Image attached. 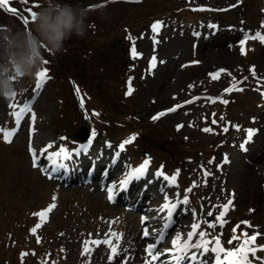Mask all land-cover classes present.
I'll return each instance as SVG.
<instances>
[{"label":"rangeland","instance_id":"374dc122","mask_svg":"<svg viewBox=\"0 0 264 264\" xmlns=\"http://www.w3.org/2000/svg\"><path fill=\"white\" fill-rule=\"evenodd\" d=\"M98 1L90 0L85 4ZM167 1L171 6L161 9L157 3L162 0H108L111 3L99 6L87 17L97 24L90 21V33L78 39L81 54L77 62L71 52H52L55 58L49 62L53 65L49 72L50 82L45 81L37 89L38 77L26 87L23 86L25 77L17 81L15 101L17 104H30L31 110L25 113L19 127L13 118L11 128H17V131L10 142L5 141L3 133H0V218L11 219L10 226L14 227L3 225L7 233L15 231L18 239L23 238L35 211L53 204V196L60 193L58 206L47 216L51 222L54 221L53 225L56 222L47 245L58 247L66 264H87L89 261L90 264H117V261L124 264V260H119L120 256L127 264H141L142 260L150 259L146 253L148 243H155L157 250L163 253L177 232L187 233L191 230V223L197 220L210 235H219L224 247L236 246L238 242L232 237L243 236L245 228L250 234L264 229V92L260 90L264 88V41L251 38L257 31L264 32V0H240L239 3L237 0ZM202 4L209 7L199 8ZM181 8L186 10L180 14L186 17L184 21H172L162 15ZM132 16H135V22L131 27L120 29L122 24L131 23ZM12 18L19 23L15 15ZM122 19L124 22H120ZM148 19L152 22L143 25ZM157 19L163 21L159 32L151 27ZM18 23L11 26L3 16L0 18V26L21 29ZM104 28L106 32L102 33ZM133 34L136 49L143 51V58L142 55L137 56L143 68L134 64L132 70L126 65L125 56L129 54L132 58L134 41L130 36ZM249 35L243 45L239 43ZM230 37L231 40H227ZM128 44L130 48L126 49ZM153 56L156 57L154 66ZM137 59L133 62L138 63ZM51 65L42 64L48 68ZM220 69L228 71L221 72ZM213 72L217 76H212ZM30 78L31 75L28 81ZM123 86H126L135 105L125 101ZM229 87L233 90L225 92L224 89ZM20 90L24 91L21 93ZM213 97L221 99L213 100ZM12 100L13 97L0 98V127L7 128L8 119L12 116L10 113L19 110L11 108ZM224 100L228 102L224 103ZM77 102L81 107L74 105ZM136 108L135 115L140 124L147 125L153 134L163 138L177 137L187 147L181 154H175L180 155L178 170L170 169L169 156L160 154L168 162V167H164L159 161L161 159L154 155L157 159L151 157L148 174L130 181L129 184L148 178L153 182L159 181L162 188L159 191L151 185L155 206L150 211L156 215H151L149 220H144L142 215L137 217L133 204L109 201L108 189L114 187L116 194L119 193L123 188L121 181L135 167L133 164L139 165L145 160L133 161L128 147L120 149L117 140L104 135L95 136L92 145L94 155L97 162L103 161L104 167L95 182L89 181L88 174L82 183L74 185L63 179V175L56 174L50 180L48 176L54 170V163L40 151L56 144L62 133L67 138V134L79 131L82 124L88 126L79 120L81 118L94 121L102 131L110 133L106 123L113 117L118 118L113 109L133 112ZM230 110L235 117L234 122L221 125L218 121L223 114L229 115ZM31 111L36 113L34 122L31 121ZM157 113L162 114L157 116ZM59 116H62L60 120ZM134 128L132 124L131 131ZM208 128L213 131H207ZM249 128L258 131L245 146ZM118 135L124 134L118 132ZM86 141L81 143L83 146L76 143L72 152H80L71 155L72 159L81 160L84 165L94 161L92 153L84 147ZM240 141L244 143L239 145ZM234 145L240 148L238 154L242 157L239 159L231 151ZM62 146L71 148L72 144L66 140ZM32 147L37 149L41 162L36 169ZM137 147L145 148L139 141ZM248 147L251 149L245 151ZM117 152H121L119 157ZM116 161L117 165L118 162L122 165L120 169L115 168ZM252 163L257 166H252ZM180 168L184 176L181 179L184 180L177 190L165 177L156 174L162 170L176 176ZM109 174L111 181L101 184ZM54 180L58 184L53 183ZM188 181L193 183V188L187 185ZM63 185L68 188H63ZM170 191L169 198H175L172 202L180 201L174 213L180 214L176 217L183 224L177 227L174 221L165 226L167 212L161 211L165 203L162 196H167ZM183 195L189 196L187 204L182 202ZM229 200L232 203L225 211L222 205ZM220 212H224L223 217ZM11 215L14 217H8ZM206 215L212 216V221L216 222L214 227L203 222ZM221 219L224 223H220ZM243 221L251 223L245 225ZM145 227L150 232L147 237L143 235ZM48 228L52 229V225ZM118 232L123 233V238L115 236ZM158 235L163 238L157 240ZM97 238L102 243L92 244L94 250L86 256L82 251L83 241ZM108 239H114L120 247L116 260L110 259L112 253L106 243ZM257 243H264V238L259 236ZM172 255L164 253L167 264H173ZM260 255L264 256V252ZM203 256V264L209 263L208 259H215L211 251ZM196 264L200 262L196 261Z\"/></svg>","mask_w":264,"mask_h":264},{"label":"snow or ice","instance_id":"6c2138e0","mask_svg":"<svg viewBox=\"0 0 264 264\" xmlns=\"http://www.w3.org/2000/svg\"><path fill=\"white\" fill-rule=\"evenodd\" d=\"M39 0H33V3H38ZM108 0H100V5L103 6L106 4ZM239 3L240 0H237ZM0 5L6 6L10 11L17 12L18 9L14 8L13 5L9 2V0H0ZM98 5H90L89 7H97ZM201 9H204L206 7H209L207 5H199L198 6ZM27 12L30 14L28 16H24L23 19L25 23H28L30 20H33L35 18V11L32 8H28ZM264 23V22H262ZM163 26V21L157 19L152 25V29L156 32L160 31V28ZM212 27H216V25H211ZM196 35H200V33H196ZM250 38L249 36H245L243 40H240V44H244L247 39ZM251 38H259L260 40L264 41V32L257 31L255 33L254 37ZM130 39H133L130 36ZM132 54L133 56H139L142 55V53L138 52L135 46V43L133 42L132 45ZM49 61L47 59L44 60V64H47ZM198 61H193V63H196ZM156 63V57L153 56L152 58V64L153 66ZM221 72L228 71L227 69H220ZM50 69L48 67H41V69L36 73V76L38 77L35 87L37 89L41 88L44 85V82L48 80ZM253 75L256 74L255 66L252 67ZM212 76H217L216 72H213L211 74ZM246 79V78H245ZM79 91V88H77ZM233 89L231 87L225 88V92H231ZM262 92H264V88L260 89ZM132 91L131 82L129 83V92ZM16 93L12 94L13 100L11 103V108L16 109L18 108V111H15L13 114L15 116L16 125L19 127L22 118L24 117L26 112H29L31 110V105L28 103L23 104H17L15 101ZM213 100L221 99L220 97H213ZM227 100H224V103H227ZM187 103V101H185ZM176 107H180V105H176ZM162 113H157V116L161 115ZM255 119V118H253ZM36 120V113L34 111H31V121L34 122ZM237 128L240 127L239 124L236 125ZM207 131H213V129L208 128ZM17 131V128H4L0 127V133H3V139L5 141L10 142L13 138V134ZM225 131H227V128H225ZM258 131L256 128H249L247 130V140L245 141V146L248 141L253 139L254 134ZM138 135L136 133L132 134L131 137H129L128 140H125L123 143L119 145L120 149H124L125 145L129 142V140L134 139L135 136ZM111 142H109L110 144ZM51 145H48V148H50ZM42 152H45L49 160L52 161V163L59 165V158L63 156V158L67 159L69 156L72 155V150H69L66 147H62L60 151L55 152H48L47 149H42ZM31 152L33 155V160L38 162L39 161V155L37 154V149L35 147L31 148ZM116 156L119 157V152L116 153ZM227 158V157H225ZM151 161V157L149 156L147 159L143 161L139 165V167H133L131 169V172L128 173L123 181H121V185L123 187H127L130 181L133 178H138L146 174V170L149 166V163ZM207 173V170H205ZM158 176H163L165 179L172 184H176V176L168 174L162 170H158L156 173ZM206 182V181H205ZM188 191H191V189H188ZM110 198H114L116 195L115 188H109L108 189ZM55 199V198H54ZM175 198H169L165 197V203L161 206V211H166L167 216L164 218L165 226L172 223V217L173 213L180 204L179 200H176L175 203L172 202V200ZM182 202L184 204H187L189 202V196L183 195ZM231 200H229L227 203H224L222 205L223 209L226 211L230 204ZM55 207V204H49L48 207L42 209L40 212L35 213V215H38L41 218V221L47 218L48 214L51 212V210ZM195 211V210H193ZM219 211V209H217ZM221 217L224 216V212L219 213ZM144 220H147L148 217H144ZM211 226H215V221H208L207 222ZM220 223H224L223 219L220 220ZM245 225H249L250 221H243ZM40 224H37L34 226L31 231L33 233L37 232V229L40 227ZM190 231L187 233H181L177 232L176 235L171 240V244L173 247L165 248L163 253L157 250L155 243H148L146 245V253L150 257L149 260H142L141 264H158L160 258L164 255V253H170L173 254L171 256V260L173 261V264H179L180 261H182L185 257H189L194 261H199L200 264H203L204 253H208L211 251L214 253V264H224L226 261L227 264H264V256L258 255V252L264 251V243H257V237L261 236V232L254 231L251 234H249L247 228L244 229L243 236H233V240H237V245L233 247H224L223 242L221 241V237L219 235H210L207 228H201V223L199 220L197 222L191 223L190 225ZM111 231V230H110ZM144 236H149L150 232L147 227L143 230ZM115 236H118L120 238H123V233H116ZM163 237L157 236V240L162 239ZM102 241L97 238L94 241L93 240H84L83 241V253L87 256L90 255V253L94 250L91 245H99ZM106 243L111 248V257L110 259L116 260L117 254L120 252V247L114 242V239H108ZM195 249V250H194ZM26 254V253H24ZM119 260H124V264H127V261L123 256L119 257ZM87 264H90V261L87 262ZM118 264V261H117Z\"/></svg>","mask_w":264,"mask_h":264},{"label":"clouds","instance_id":"9594fccd","mask_svg":"<svg viewBox=\"0 0 264 264\" xmlns=\"http://www.w3.org/2000/svg\"><path fill=\"white\" fill-rule=\"evenodd\" d=\"M91 11L80 0H40L29 27L0 26V98L12 97L17 81L40 67L45 50L57 52L73 35L83 36L91 26Z\"/></svg>","mask_w":264,"mask_h":264},{"label":"trees","instance_id":"16d2710c","mask_svg":"<svg viewBox=\"0 0 264 264\" xmlns=\"http://www.w3.org/2000/svg\"><path fill=\"white\" fill-rule=\"evenodd\" d=\"M19 1L23 6L24 4L23 2H25L26 0H19ZM67 2L74 4L77 2V0H67ZM31 23L32 21L30 22V24ZM125 62L126 64L129 63L128 60ZM74 105L79 106L78 102L74 103ZM112 112L118 117V118L113 117L111 118L110 121L106 123V126L111 129L110 133L107 132L106 133L112 137H117V138L122 137L124 140H128L129 137L132 136V134L136 133L138 135H136L135 138L133 139L135 142L130 143L131 145L135 144L136 140L139 138V143H141L145 147V149H149L153 151V149L155 148L156 149L155 153L158 152V154H165L166 156H169V161L171 164H174V161L178 157L175 154H179L180 152L182 153L183 150L187 148L186 145H184L180 140H178L177 137L167 136L163 138L157 134H153L154 132L150 130L147 127V125L140 124L141 122H139L140 120L137 118V115H135V113L131 111H124V113H115L118 111L113 109ZM81 121H83V119H81ZM87 122L89 123V127H91L92 132L99 130V127L94 121L87 120ZM132 124L135 125L134 128L135 130L131 131ZM118 132H121L124 135H118ZM175 142L177 144H175ZM139 150L142 153V150L141 149Z\"/></svg>","mask_w":264,"mask_h":264},{"label":"water","instance_id":"95a60500","mask_svg":"<svg viewBox=\"0 0 264 264\" xmlns=\"http://www.w3.org/2000/svg\"><path fill=\"white\" fill-rule=\"evenodd\" d=\"M87 135H88V129L85 128V127H82L81 133L80 134H77V136H79L81 138H85V137H87Z\"/></svg>","mask_w":264,"mask_h":264},{"label":"bare ground","instance_id":"6f19581e","mask_svg":"<svg viewBox=\"0 0 264 264\" xmlns=\"http://www.w3.org/2000/svg\"><path fill=\"white\" fill-rule=\"evenodd\" d=\"M219 40H220V39H219ZM220 41H222V40H220ZM221 43H222V42H218L217 44H219V45H222ZM217 44H216V45H217ZM118 163H119V162H118ZM115 164H116V162H115ZM115 164H114V165H115ZM116 165H117V164H116ZM118 166H121V165H120V164H118ZM115 170H116V169H115ZM110 178H111V177H110ZM164 262H165V260H164V261H162V259H160V262H159V264H164Z\"/></svg>","mask_w":264,"mask_h":264}]
</instances>
